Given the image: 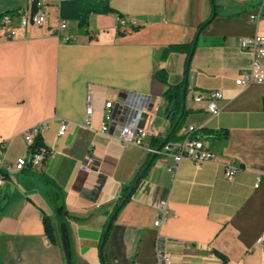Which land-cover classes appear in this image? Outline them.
<instances>
[{"label": "crops", "instance_id": "1", "mask_svg": "<svg viewBox=\"0 0 264 264\" xmlns=\"http://www.w3.org/2000/svg\"><path fill=\"white\" fill-rule=\"evenodd\" d=\"M62 1L44 0L43 25L29 21L13 39L0 33V165L28 156L23 133L36 124H47L40 136L54 149L41 169L1 168L0 264H65L62 248L44 230L49 216L60 234L61 206L73 264H158V235L168 240L172 264H264V82L236 84L252 63L239 39L264 36V15L250 18L258 3L214 0L216 16L200 32L188 70L186 53L163 60L161 51L191 43L213 16L212 0H110L125 25L118 13L94 14L84 27L65 20L59 31ZM21 9L32 12L28 0H0V15ZM161 69L171 85L188 74L187 114L171 141L182 140L190 125L228 130L227 139L201 131L212 161L198 166L185 158L170 172L173 156L155 152L177 123L164 98L167 85L156 74ZM216 90L223 97L213 116L207 95ZM146 96L153 133L141 146H124L121 106L139 109ZM109 101L116 120L103 132ZM62 122L67 128L60 135ZM228 164L239 166L233 179L225 176ZM161 199L170 216L156 225Z\"/></svg>", "mask_w": 264, "mask_h": 264}, {"label": "built area", "instance_id": "2", "mask_svg": "<svg viewBox=\"0 0 264 264\" xmlns=\"http://www.w3.org/2000/svg\"><path fill=\"white\" fill-rule=\"evenodd\" d=\"M258 3L259 12L250 16L251 20L257 21L264 15V0H248ZM44 0H28V8L32 11L30 14L26 13V10H16L15 12L4 13L0 15V33L5 39H13L21 27L25 29L29 21L38 25H43L46 21V12L44 10ZM119 25H125L126 21L122 18H118ZM67 28V21L62 20L60 22L59 31ZM239 46L242 50H245L252 54V63L248 70L242 72L241 76L236 80V84L248 87L255 83L264 82V36L253 35L243 36L239 39ZM223 97V93L220 90L210 91L207 95L208 110L215 116L219 113L220 109L217 106L216 101ZM203 99V96H197L196 100ZM150 98L143 97L142 105L139 109L127 106L123 104L121 106V117L124 119L122 128L120 131V140L124 146L127 145H143V140L147 136L153 133L152 121L153 114L150 109ZM113 103L111 101L105 104L106 112L104 115V123L102 124V131L109 130L110 124L116 120L115 113L112 110ZM88 115L92 114V107L89 106ZM47 127L46 123L36 124L24 131L23 136L29 148V154L27 157H20L15 163L3 162L0 165V169L7 170H22L28 165H32L37 169H41L45 160L49 155L54 153V149L43 146L39 151H32V135H41L43 128ZM67 122H62L59 130V134L63 135L66 132ZM202 127L190 125L184 134L183 139L180 141H169L163 145L156 153H165L173 156L176 165L169 169L170 172H175L177 165L185 158L193 160L196 165L200 166L205 162L212 161L215 158V153L206 146L203 135H201ZM3 148V147H0ZM90 156L86 157V162L81 166L83 171L89 169ZM239 170V166L236 164H228L225 167V176L228 179H233ZM5 176L0 173V187L3 185ZM160 208V217L155 222L156 225H160L168 219L170 216L169 205L167 199H161L158 203ZM263 237L260 239L262 240ZM156 255L158 264H172V255L168 250V240L164 239L161 235H158L156 240Z\"/></svg>", "mask_w": 264, "mask_h": 264}, {"label": "trees", "instance_id": "3", "mask_svg": "<svg viewBox=\"0 0 264 264\" xmlns=\"http://www.w3.org/2000/svg\"><path fill=\"white\" fill-rule=\"evenodd\" d=\"M7 13H10L8 11ZM107 13H118L120 17L123 15L119 13L110 3V0H64L60 4V17L63 20H77L79 22V25L81 27H84L88 24L89 18L94 14H107ZM213 16L210 17L207 21L203 22L197 30L196 36L194 40L191 43H182V44H171L161 51V59H166L167 56L172 52H182L187 54V61H186V67L188 63L189 55L192 51L193 44L195 40L198 38L200 32L213 20ZM134 30H138V27H134ZM157 77L162 82H164L167 85V88L164 92V98L168 102V113L172 115L174 123L178 122L177 126L175 127L174 131L164 140V142L160 145L159 149L163 147V145L169 141L176 134V132L182 127L185 117L187 114V110L183 111V89L185 85V78L182 82L176 85H171L168 82V75L165 69H161L157 71ZM201 131L206 136H213L214 134H217V136L223 137L224 139L228 138V130L224 129L222 131H213L210 129H207L205 127H202ZM34 145L31 147L32 151H39L41 147L45 146L43 139L41 136H37L35 138V141L33 143ZM30 151V150H29ZM4 171L0 169V173H3ZM4 174V173H3ZM6 174V173H5ZM4 174V175H5ZM145 172H142L140 176L136 179L134 184L127 190L132 191L135 190L137 187V184L139 183V180L144 176ZM140 178V179H139ZM127 195V194H126ZM125 195V196H126ZM124 196V197H125ZM120 210H118L119 212ZM66 211L63 212L61 216H59L60 222L64 220V217L66 215ZM117 214L115 215V217ZM114 217V219H115ZM110 224V227L105 234V239L109 236L110 230L113 226V222ZM44 230L45 235L48 239V241L54 245H58L62 248V242H61V236L58 233L56 226L54 225L52 219L49 216H44ZM63 250V249H62ZM222 259L226 261V257L220 253L216 252Z\"/></svg>", "mask_w": 264, "mask_h": 264}, {"label": "water", "instance_id": "4", "mask_svg": "<svg viewBox=\"0 0 264 264\" xmlns=\"http://www.w3.org/2000/svg\"><path fill=\"white\" fill-rule=\"evenodd\" d=\"M212 1H213V6H214L213 17H215L216 16V6L214 4V0H212ZM196 44H197V39L195 40V42L193 44L192 51H191V53L189 55V58H188V64H187V69L188 70H189V67H190V62H191L192 56H193L195 48H196ZM187 87H188V74L186 75L185 85H184V89H183V100L184 101H185V97H186V89H187ZM183 111H184V106H183ZM177 124H178V122L175 124V127L177 126ZM149 165L150 164L147 165L146 169L149 167ZM130 196H131L130 193L127 194V196L120 203L117 211L125 204V202L130 198ZM63 212H64L63 211V207L61 206L59 208V210H58V215L61 216L63 214ZM115 214L111 217V219H110V221L108 223V226H107V229H106V233H107V231H108V229L110 227V224L112 223V221L114 219ZM60 236H61V242H62V249H63V253H64V257H65V264H73L74 257H73L71 242H70V235H69V231H68V226H67L65 221H62L60 223ZM104 241H105V239L103 240V242L101 244V248L104 245Z\"/></svg>", "mask_w": 264, "mask_h": 264}, {"label": "bare ground", "instance_id": "5", "mask_svg": "<svg viewBox=\"0 0 264 264\" xmlns=\"http://www.w3.org/2000/svg\"><path fill=\"white\" fill-rule=\"evenodd\" d=\"M38 135H32V144L34 143V141H35V138L37 137ZM2 151L0 150V153H1Z\"/></svg>", "mask_w": 264, "mask_h": 264}]
</instances>
